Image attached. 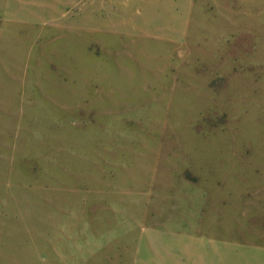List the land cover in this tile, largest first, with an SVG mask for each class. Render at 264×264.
<instances>
[{"label":"rangeland","instance_id":"374dc122","mask_svg":"<svg viewBox=\"0 0 264 264\" xmlns=\"http://www.w3.org/2000/svg\"><path fill=\"white\" fill-rule=\"evenodd\" d=\"M0 264H264V0H0Z\"/></svg>","mask_w":264,"mask_h":264}]
</instances>
